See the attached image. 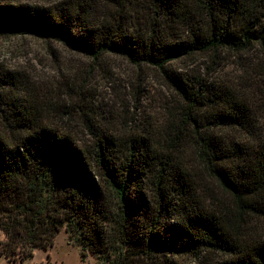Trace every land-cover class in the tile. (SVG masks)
Instances as JSON below:
<instances>
[{"label": "trees", "instance_id": "1", "mask_svg": "<svg viewBox=\"0 0 264 264\" xmlns=\"http://www.w3.org/2000/svg\"><path fill=\"white\" fill-rule=\"evenodd\" d=\"M99 1L0 0V36L33 35L93 60L114 55L156 68L180 98L178 121L160 137L117 134L96 126L84 103L50 119L34 98L1 96L0 260L24 264L65 230L84 255L109 264H264V242L233 232L230 208L206 203L199 176L202 169L237 210L264 219L259 119L233 86L170 68L195 55L217 64L224 53H264V0H103L112 7L103 16ZM10 78L2 73L0 91L17 88ZM75 116L89 139L67 130L63 119Z\"/></svg>", "mask_w": 264, "mask_h": 264}, {"label": "rangeland", "instance_id": "2", "mask_svg": "<svg viewBox=\"0 0 264 264\" xmlns=\"http://www.w3.org/2000/svg\"><path fill=\"white\" fill-rule=\"evenodd\" d=\"M19 1L28 5L49 6L63 0ZM108 9L112 7L101 0L97 14L103 16ZM179 32L172 30L170 34L175 37ZM170 68L185 78L202 76L238 89L259 119L264 138V53L257 48L242 55L224 53L217 64H213L208 56L195 55L173 61ZM2 73L12 76L10 81L17 88L4 84L0 97L6 100L34 98L46 107L50 119L59 117L67 108L77 110L76 105L84 103L92 107L91 120L96 126L117 134L151 130L160 137L165 127L178 121L182 105L178 95L156 68L137 67L127 59L114 55L93 60L58 41L33 35L0 36L1 78ZM63 121L69 123L67 130L78 139H89L80 116ZM2 124L0 113V127ZM233 134L240 140V135ZM190 151L192 153L188 154L192 156L193 148ZM199 171L203 183L201 192L206 197V203L217 206L219 210L230 208L233 232L241 240L264 242V219L237 210L231 198L202 169ZM0 264L10 263L2 258ZM24 264L109 263L90 253L84 255L81 247L62 230L56 236L53 248L36 250L34 257Z\"/></svg>", "mask_w": 264, "mask_h": 264}, {"label": "crops", "instance_id": "3", "mask_svg": "<svg viewBox=\"0 0 264 264\" xmlns=\"http://www.w3.org/2000/svg\"><path fill=\"white\" fill-rule=\"evenodd\" d=\"M5 238H6L5 235H4L2 232H0V240H1V241H4ZM9 263H10V264H13V262H11V261H9Z\"/></svg>", "mask_w": 264, "mask_h": 264}]
</instances>
